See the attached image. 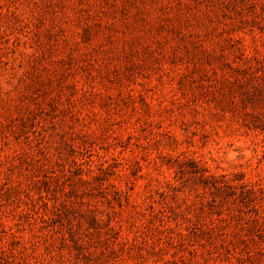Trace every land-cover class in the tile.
Segmentation results:
<instances>
[{"label":"rangeland","instance_id":"374dc122","mask_svg":"<svg viewBox=\"0 0 264 264\" xmlns=\"http://www.w3.org/2000/svg\"><path fill=\"white\" fill-rule=\"evenodd\" d=\"M0 264H264V0H0Z\"/></svg>","mask_w":264,"mask_h":264}]
</instances>
